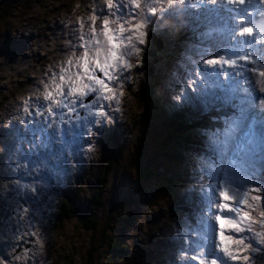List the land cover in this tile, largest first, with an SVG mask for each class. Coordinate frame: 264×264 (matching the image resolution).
<instances>
[{"label":"clouds","instance_id":"9594fccd","mask_svg":"<svg viewBox=\"0 0 264 264\" xmlns=\"http://www.w3.org/2000/svg\"><path fill=\"white\" fill-rule=\"evenodd\" d=\"M89 1L78 0L71 5L67 1L58 3L57 8H62L60 12L66 8H75L78 17L86 21L92 12L79 8L82 3H88L90 6ZM13 4L16 2L9 3L0 0V44L3 36L1 23L4 18L10 15ZM12 24L13 22L8 20L4 25L11 26ZM244 26L248 27V25ZM256 30L259 31L257 28ZM176 34L174 35L175 42L170 39H160L156 42V46L159 48L178 46L179 49L191 51L192 42L188 39V35L181 30H176ZM206 36L208 37L206 34L204 39ZM18 40L20 43L22 42V39L18 38ZM2 47L5 45L3 44ZM34 52L38 54L39 50ZM46 53L45 59L39 66L36 65L25 87L13 96L5 98L0 104V153L6 143H8V148L27 151V140L15 139V128L19 127L17 130L22 132V135L24 133L20 105L24 101L29 102L28 100L34 98L32 83L42 77V71L46 67L59 65L60 57L65 60L72 57V51L65 49L63 45L48 46ZM38 67L41 69L40 71H37ZM208 69L211 70V66ZM43 80L46 79L43 78ZM227 87L225 85V88ZM255 87L258 89V86ZM228 95L229 93L226 91L220 90L218 96L227 97ZM126 96H131L134 100L132 105H128L129 112L133 113L131 116L132 127L127 136L116 137L115 129L124 127L123 120H119L122 113L124 114V108L121 109L115 116V123L110 124L111 131L106 132V134L114 133L110 139L105 135L106 144L109 140L112 142V147L102 158L99 170L92 159L93 152H96L97 140L92 151L86 150V146L80 153L73 151L72 159H68L66 162L67 167H70L69 172L61 177L56 184L50 167L42 168L41 183L33 186L31 184L35 182L33 177L30 176L26 179L18 177L17 171V174L14 173L13 168L10 165H4L0 159V238H8L9 252L15 254L16 258L12 260L14 263L58 264L51 257L55 254L58 241L64 235L67 236L68 221L75 218L80 223L77 216L68 212V206H75L76 210L84 215L85 220L87 215L94 211L92 210L94 204V209L100 207L97 195L88 196L86 192L91 188H96L98 194L101 189L103 194L105 184L100 175L101 172L107 173V167L110 168L108 174L117 176V180L128 181L136 196L140 192L146 191L151 194L146 203L147 211L141 219V228L144 231L139 234L140 241L136 245L130 242L121 245L123 250L126 249L131 264H171L172 260L175 262L181 260L177 251L190 249L189 242L192 238L203 240L202 237L207 235L209 240H212L211 232L202 228V231L189 233L186 240L176 241L180 236L182 238V233L179 232L176 225V218L186 212L188 216L195 218V224L198 223L196 218L205 223L203 219H206L208 215L207 207L200 200L205 199L206 195L210 196V193L209 188L208 192H204L202 187L212 181L215 176L206 171L199 174L193 169L191 158L195 151V143L199 139L204 142L210 141L213 131V127L210 125L218 111H207V105L203 103V114H197L190 109L184 113L185 116L172 117L167 111H169L168 107L172 108L176 104V96L167 95L161 89H151L150 83L144 85L142 91H137V94H134L133 90L126 91L123 98ZM218 101H221L222 105L228 104L229 110H237L233 107L237 101L228 102L225 99H219L215 100L214 105ZM221 109L225 108L221 107ZM4 112H8L12 118L10 127L6 126ZM80 114L86 113L82 111ZM72 115L66 114V117L69 119ZM46 121L60 128V125L52 117ZM72 122L75 123L74 120ZM65 138L67 139V137ZM90 139L94 140L95 138L90 137ZM136 159L139 164L137 173L132 167V163ZM155 162L159 164L158 175L151 173ZM200 164L208 168V164L204 160ZM21 165L24 163L21 162ZM241 167L244 171H252V168L246 163H242ZM161 175L164 177H160ZM91 179L94 180L92 183H90ZM158 180L161 183L156 185ZM149 182L153 185H150ZM137 209L139 218L141 213L139 204ZM174 222L177 228L172 225ZM96 223L99 225L98 219L94 222V224ZM121 223L122 221L118 224ZM205 224H214V220L211 219ZM81 229L90 233L96 230L84 229L82 224ZM116 232L121 233L120 242L122 243L123 233H131L132 228H123ZM130 235L132 236V234ZM170 242H173L174 245L169 244ZM149 243H151L150 252L139 251L141 247H145ZM135 251H139V253L133 256L132 253ZM125 259L126 256L123 261Z\"/></svg>","mask_w":264,"mask_h":264},{"label":"snow or ice","instance_id":"6c2138e0","mask_svg":"<svg viewBox=\"0 0 264 264\" xmlns=\"http://www.w3.org/2000/svg\"><path fill=\"white\" fill-rule=\"evenodd\" d=\"M162 2L155 0V3ZM185 2L179 0L180 4ZM188 2L192 4V0ZM209 2L216 4L221 0H196L192 6L199 7ZM226 2L230 5L247 3L250 6L252 0ZM260 2L264 3V0ZM167 3L171 5L174 0H167ZM104 4L106 12L102 10V19L95 11L88 16L87 32L78 36V48L81 49L79 54L73 51L65 66L53 76L51 85H45L50 88L43 96L45 101L50 102L47 113L56 117L57 109L67 110V113H59L66 127L54 128L53 123H46V129L52 131L40 130V136L43 137L41 145L45 148L54 137H59L61 148L54 156L57 161L65 153L71 156L73 151L80 150L85 136L95 137L94 140L86 141L88 151H92L96 140L111 131L110 124L116 120L114 113L120 112L119 105L125 96L124 82L131 75L128 70L134 67L131 58L139 57L142 49L138 45L147 42L146 29L150 18L145 16V11L152 16L163 11L152 6L149 0H104ZM232 11L241 19L247 15L246 8ZM97 20H100L99 26ZM85 25V20L79 18L81 32H84ZM239 27V32L234 30L231 35V40L236 41L238 46L221 49L225 55L212 53L214 58L198 62L211 66V70L197 67L194 74L199 79L189 80L188 83L195 96L184 94V100L188 103L200 101L207 105L209 98L237 101L233 107L237 108L239 115L225 122L223 139L219 134H213L212 143L218 158L227 161L229 167L240 158L242 163L252 168L248 180L253 185L251 187L247 184L243 187L233 186L227 173L224 180L209 186L210 211L206 219L214 220L219 243L213 240L209 244V237H202L208 251L201 264H229L236 261L255 264L254 253H260L259 259L264 260V148L260 153L262 166L259 175L255 173V162L248 159L255 154L258 142L264 145V37H258L257 30L252 27L243 24ZM260 32H264V28ZM241 61L245 63L241 64ZM139 63L141 61L138 58L136 64ZM225 85L228 87L225 88ZM255 85H258L261 93L259 97L253 94L257 90ZM216 89L226 91L229 95L218 96ZM176 99L179 100L180 96ZM79 109H83L86 115H81ZM66 114L73 115L65 119ZM238 131L242 132L243 139L235 135ZM36 136L37 133L33 132L34 140ZM208 167L212 173L220 171L214 164ZM213 207L216 209L214 213L211 212Z\"/></svg>","mask_w":264,"mask_h":264},{"label":"rangeland","instance_id":"374dc122","mask_svg":"<svg viewBox=\"0 0 264 264\" xmlns=\"http://www.w3.org/2000/svg\"><path fill=\"white\" fill-rule=\"evenodd\" d=\"M9 3H15L11 7L10 15L4 18L1 25L3 26V36L1 37L2 43L0 44V104L3 103L4 99L13 96L15 93L20 92L25 85L28 83L29 78L32 76V72L35 70L36 65H40L45 59V53L48 50L45 38L41 37L42 33L45 34L44 28H48L53 23L51 22V17L62 10V8L54 9L52 6L54 3L69 2L71 5L78 0H5ZM99 6L96 7L98 9ZM80 10H89L93 12V6H88V3H82L79 8ZM8 20L13 22V25L5 26V22ZM8 29H14L16 32L14 34L8 32ZM18 34H22L27 38L24 42V46H20L18 40ZM35 38L36 43L27 50L30 41ZM206 41L209 42V38L206 36ZM5 47H2V45ZM40 47L38 54H35V49ZM201 49L208 50V45L203 46L198 44ZM41 69L38 67L37 71ZM134 100L131 96H126L122 98L120 109L123 110L122 117L119 120H123L124 127L115 129L114 133L120 136H127L131 127L132 121L131 116L133 113L129 112L128 105H132ZM57 111V110H56ZM58 113V112H57ZM119 112L114 113L117 115ZM53 119L55 117H52ZM61 121V120H60ZM106 145V147H105ZM112 147V142L108 140L106 144L105 135L97 140L96 152L94 154V164L99 170L102 158L108 153L109 149ZM36 160L32 161V164H48L50 163L43 152H39ZM98 173V171H97ZM96 176V174H95ZM104 181L102 199V210L98 209V222L99 225L95 231L90 233L89 231H83L81 229V224L76 221L75 218L71 219L67 223V236L64 235L56 244L55 254L51 257L54 262L58 264H86L87 255L91 253V257L98 256L96 259L97 264H131L127 253H123L126 259L118 260L119 256L111 254L112 243L115 242L113 237L114 231H121L122 226L125 223L126 215L124 212L126 203H131L136 200L141 208V213L138 218V223L132 226V232L123 233V242L135 243L136 245L139 241L140 232L143 233L144 229L141 228L142 216L147 211L146 203L151 196L150 193L140 192L138 196L134 192L133 188L129 186L128 181L117 180V176L113 174L103 173L100 175ZM163 178V176H161ZM94 180L91 179L90 183ZM159 181V180H158ZM158 181L156 185H159ZM150 185L153 183L149 182ZM86 195H98V190L96 188H91L86 192ZM144 201V204H143ZM97 203V202H96ZM115 203L124 204L123 212L120 215H116L112 211V207ZM95 204L92 210H94ZM205 208V207H204ZM116 215V216H115ZM128 215H131L128 213ZM115 217V218H114ZM211 219H203L205 223L210 222ZM122 221L121 224H118ZM95 224L93 223L92 226ZM132 234V236L130 235ZM130 240L128 241V239ZM133 245V246H134ZM151 243L147 246L141 247V250L145 253L150 252ZM121 250V249H120ZM133 250V248H132ZM139 251L132 253L134 256ZM205 251H208L205 250ZM128 257V258H127ZM100 259L104 260L101 262ZM108 263H106V262Z\"/></svg>","mask_w":264,"mask_h":264},{"label":"trees","instance_id":"16d2710c","mask_svg":"<svg viewBox=\"0 0 264 264\" xmlns=\"http://www.w3.org/2000/svg\"><path fill=\"white\" fill-rule=\"evenodd\" d=\"M132 167H133V169H135V171L137 173L138 170H139V164H138V160L137 159L132 163ZM106 172L107 173L110 172V168L109 167L106 168ZM159 172H160L159 164L157 162H155L153 164L152 168H151V173L153 175H158ZM161 176L164 177V175H161ZM158 183L160 184L161 182L158 181ZM101 184H102V182H101ZM101 191H102V189H101ZM101 191H100V194L97 195V197H98L97 199L99 201V206L100 207L94 209V211H92L90 215H87L86 220H85L84 215H81V213L76 210L75 206H73V205H69L68 206V212L70 214H72L73 216H77L79 222L82 224V227L84 229H89V230L96 229V227L98 225V223H96L95 226H92L93 223L96 222L97 219H98V209L102 210V203H103L102 199H103L104 195L102 194ZM123 207H124L123 203H121V204L115 203V206L112 207V211H113V213H115L116 215L119 216L120 213L123 212V210H122ZM124 208H125L124 212L126 213V215L123 216V218H125V219H123V220H125L123 228L124 229H129V228H132V226L136 223V220L138 218V209H137L138 208V203H136V200H134L131 203H126ZM128 213L131 214V215H128ZM113 235L114 236H112V237H113L115 242L112 243L111 254L115 255V256H119L118 260H123L124 259L123 253H126V249L123 250L121 245L122 244L126 245V244L124 242H122V243L120 242V240H121V233L120 232L114 231ZM97 258L98 257L95 256V255L93 257H91V253H89L87 255V258H85L86 259L85 263L86 264H97L96 263V259ZM100 261L104 262V260H102V259H100ZM106 263H108V262H106Z\"/></svg>","mask_w":264,"mask_h":264},{"label":"bare ground","instance_id":"6f19581e","mask_svg":"<svg viewBox=\"0 0 264 264\" xmlns=\"http://www.w3.org/2000/svg\"><path fill=\"white\" fill-rule=\"evenodd\" d=\"M58 113H57V116L54 118V119H58ZM60 123H59V125H60V128H63L64 126L66 127V125L64 124V122L63 121H59ZM203 206V205H202ZM204 207V206H203Z\"/></svg>","mask_w":264,"mask_h":264}]
</instances>
